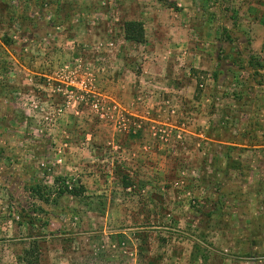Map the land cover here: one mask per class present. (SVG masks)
I'll list each match as a JSON object with an SVG mask.
<instances>
[{"label":"rangeland","instance_id":"374dc122","mask_svg":"<svg viewBox=\"0 0 264 264\" xmlns=\"http://www.w3.org/2000/svg\"><path fill=\"white\" fill-rule=\"evenodd\" d=\"M0 1V264H264V0Z\"/></svg>","mask_w":264,"mask_h":264},{"label":"trees","instance_id":"16d2710c","mask_svg":"<svg viewBox=\"0 0 264 264\" xmlns=\"http://www.w3.org/2000/svg\"><path fill=\"white\" fill-rule=\"evenodd\" d=\"M163 2L169 7H176L175 3L172 0H163ZM2 3L3 2L0 1V5H2ZM2 10L3 9L0 8V16L4 14V11ZM122 30L125 41L136 44H140L144 41V28L142 22L136 20L125 21L122 25ZM2 41L5 44H9L10 38H8V36H6L5 34ZM127 185L128 183L125 184V186ZM30 189V192L36 193L39 191V186H34ZM60 193H66L72 197H79L85 193V187L78 182L71 183L70 185H64V188L60 191Z\"/></svg>","mask_w":264,"mask_h":264}]
</instances>
